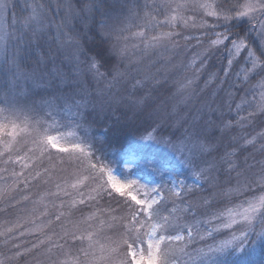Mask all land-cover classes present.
I'll return each mask as SVG.
<instances>
[{
    "label": "snow or ice",
    "instance_id": "6c2138e0",
    "mask_svg": "<svg viewBox=\"0 0 264 264\" xmlns=\"http://www.w3.org/2000/svg\"><path fill=\"white\" fill-rule=\"evenodd\" d=\"M89 112L180 169L117 180ZM0 264H264V0H0Z\"/></svg>",
    "mask_w": 264,
    "mask_h": 264
},
{
    "label": "trees",
    "instance_id": "16d2710c",
    "mask_svg": "<svg viewBox=\"0 0 264 264\" xmlns=\"http://www.w3.org/2000/svg\"><path fill=\"white\" fill-rule=\"evenodd\" d=\"M88 121L91 125L89 139L95 155H98L108 168L116 170L127 180L135 177L140 182H146L151 168L165 163L167 166L180 169V165L166 149H161L154 143L143 147L139 144L143 124L137 123L133 126L131 122L125 121L122 115H112L108 112L103 114L89 112ZM61 123L68 121H59L58 118L53 128L59 127L66 141L72 142L73 137L67 134L76 129L61 127ZM126 161L131 162L129 168L125 166Z\"/></svg>",
    "mask_w": 264,
    "mask_h": 264
},
{
    "label": "rangeland",
    "instance_id": "374dc122",
    "mask_svg": "<svg viewBox=\"0 0 264 264\" xmlns=\"http://www.w3.org/2000/svg\"><path fill=\"white\" fill-rule=\"evenodd\" d=\"M132 123V122H131ZM133 124V126H136V124L137 123H132ZM139 144L143 147V145H147V144H152V142H147V141H143V140H141V137H140V141H139ZM159 148H161V149H165V148H163V147H161V146H158ZM171 154V153H170ZM172 155V154H171ZM131 165V162L129 163V162H127L126 161V163H125V166H126V168H129V166ZM112 171V174L115 176V178L117 179V180H121V181H123V180H127L125 177H123L120 173H118L116 170H111ZM136 176V175H135ZM134 179H137V178H135L134 177Z\"/></svg>",
    "mask_w": 264,
    "mask_h": 264
},
{
    "label": "clouds",
    "instance_id": "9594fccd",
    "mask_svg": "<svg viewBox=\"0 0 264 264\" xmlns=\"http://www.w3.org/2000/svg\"><path fill=\"white\" fill-rule=\"evenodd\" d=\"M87 42V40H86ZM94 46V43H89V47H93Z\"/></svg>",
    "mask_w": 264,
    "mask_h": 264
}]
</instances>
